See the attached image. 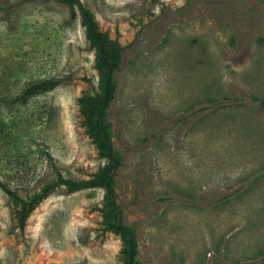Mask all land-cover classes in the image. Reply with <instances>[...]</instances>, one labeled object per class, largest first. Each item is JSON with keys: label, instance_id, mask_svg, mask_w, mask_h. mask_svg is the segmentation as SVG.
<instances>
[{"label": "rangeland", "instance_id": "rangeland-1", "mask_svg": "<svg viewBox=\"0 0 264 264\" xmlns=\"http://www.w3.org/2000/svg\"><path fill=\"white\" fill-rule=\"evenodd\" d=\"M79 1L122 46L107 114L139 264H264V0ZM49 77L60 84L7 102ZM86 79L96 87L78 14L0 0V179L20 195L53 177L45 153L68 178L102 166L77 110ZM101 198L57 186L19 233L0 191V264H121Z\"/></svg>", "mask_w": 264, "mask_h": 264}, {"label": "trees", "instance_id": "trees-1", "mask_svg": "<svg viewBox=\"0 0 264 264\" xmlns=\"http://www.w3.org/2000/svg\"><path fill=\"white\" fill-rule=\"evenodd\" d=\"M53 1L67 6L70 19L79 15L84 38L94 50L97 85L95 87L90 79H86V88L76 98V104L80 125L93 143L97 155L104 162L90 177L73 179L63 176L53 158L49 153H45L53 171V177L49 181L30 194L22 196L0 179V191L8 198L15 227L19 233H22L29 213L55 187L62 186L67 193L86 188L101 189L102 198L97 210L101 216L102 228L119 236L121 264H139L135 231L132 225L122 221L120 206L116 201L113 177L115 170L121 164V154L112 146V128L107 114L117 88L115 73L121 63L122 46L117 40L110 39L107 32L98 29L92 11L83 6L79 0ZM60 82L61 79L57 77L37 79L28 83L18 94L5 99L11 105L25 104L34 96L54 89Z\"/></svg>", "mask_w": 264, "mask_h": 264}]
</instances>
